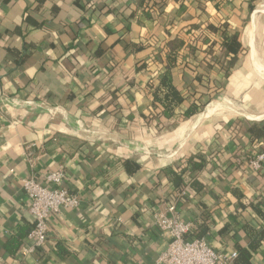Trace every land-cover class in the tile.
Returning a JSON list of instances; mask_svg holds the SVG:
<instances>
[{
	"label": "crops",
	"instance_id": "1",
	"mask_svg": "<svg viewBox=\"0 0 264 264\" xmlns=\"http://www.w3.org/2000/svg\"><path fill=\"white\" fill-rule=\"evenodd\" d=\"M165 2L146 26L137 0H0V264H154L168 243L154 215L170 203L192 225L207 215L204 238L227 255L249 242L245 226L264 229L251 208L258 201L264 212V164L254 171L236 165L254 144L235 123L264 121V77L256 68L264 70V0ZM221 19L239 32L246 53L207 104L214 109L206 105L189 119L149 117L146 78L165 64L161 40L178 31L185 40L178 77L194 60L187 46L193 25ZM132 41L158 52L134 53ZM197 152L205 155L194 173L203 191L165 187L161 170ZM59 168L62 187L80 206L50 214L42 247L5 253L7 238L34 222L22 179L42 180ZM253 263L264 264V240Z\"/></svg>",
	"mask_w": 264,
	"mask_h": 264
},
{
	"label": "trees",
	"instance_id": "2",
	"mask_svg": "<svg viewBox=\"0 0 264 264\" xmlns=\"http://www.w3.org/2000/svg\"><path fill=\"white\" fill-rule=\"evenodd\" d=\"M216 6H220L227 0H214ZM142 7V12L138 14V21L146 26L152 25L151 12L154 9L163 13L165 0H137ZM250 4L249 10L253 9ZM193 33L190 35L188 48L193 50V61H186L182 66L180 76H176L178 70L177 61L180 49L184 46L185 40L179 37V31L173 37L162 39L161 47L165 49V64L158 66L154 71H148L146 86L150 92L152 106L148 111L151 118L172 119L181 117L189 119L196 113L201 112L205 106L214 100L215 96L223 90V80L227 78L233 68L237 66L240 56L246 53V48L239 39V32L235 31L228 20H212L202 26L194 24ZM131 50L146 51L152 55L158 49L150 44L131 42ZM208 58L209 60H206ZM101 110L97 113L99 115ZM242 124L245 128L247 140L254 144V151L243 152L236 155V165L243 168L257 152L264 153V121L250 123L246 120H238L235 123ZM205 155L197 152L195 156H188L178 161L173 166L161 170L166 185L178 192L188 188L193 193H201L204 186L194 176V173L205 167ZM264 164V163H263ZM238 199L249 196L245 192L235 191ZM248 205H252V200H248ZM264 222V212L260 210L259 203L251 207ZM34 225V224H33ZM31 227H19L17 231L3 245V251L7 254L15 255L29 241L27 239ZM210 222L207 215H203L191 226L188 239H199L204 237L209 231ZM249 234V242L245 246L235 245L236 257L232 264H254L253 257L256 250L262 245L264 240V229L246 227ZM58 255L59 247L57 248ZM62 255V253H61Z\"/></svg>",
	"mask_w": 264,
	"mask_h": 264
},
{
	"label": "built area",
	"instance_id": "3",
	"mask_svg": "<svg viewBox=\"0 0 264 264\" xmlns=\"http://www.w3.org/2000/svg\"><path fill=\"white\" fill-rule=\"evenodd\" d=\"M263 163L264 153L257 152L249 160L248 165L254 171ZM64 174V170L59 168L47 170L42 180L34 174L22 179V189L29 198L28 211L34 219V225L27 236L29 243L20 250L23 256L45 244L52 212L57 213L64 208H77L81 204L77 194L70 193L62 187ZM179 193L183 194V191ZM154 225L159 232L168 237L166 248L154 264H229L236 257L235 252L227 255L212 249L204 237L188 239L192 224L180 217L174 203L167 204L156 212Z\"/></svg>",
	"mask_w": 264,
	"mask_h": 264
},
{
	"label": "bare ground",
	"instance_id": "4",
	"mask_svg": "<svg viewBox=\"0 0 264 264\" xmlns=\"http://www.w3.org/2000/svg\"><path fill=\"white\" fill-rule=\"evenodd\" d=\"M259 12V11H258ZM258 14V13H257ZM249 25H250V23H249ZM252 27V26H251ZM247 30H248V27L246 28ZM251 29V28H250ZM251 32V31H250ZM253 35V34H252ZM255 42V41H254ZM255 44V43H254ZM250 52V51H249ZM253 67V66H252ZM250 68V67H249ZM254 68V67H253ZM256 68H257V70L260 72V74H261V76H263L264 77V70L263 69H261V67L260 66H256ZM228 101V100H227ZM211 105V104H210ZM217 105V104H216ZM208 106V105H207ZM214 106V105H213ZM209 107V106H208ZM223 107V106H222ZM210 108V107H209ZM208 108V109H209ZM216 108V107H215ZM207 109V110H208ZM214 108H210L209 109V112H211L212 110H213ZM206 110V111H207ZM248 114V113H247ZM200 116V115H199ZM250 116V115H249ZM199 118V117H198ZM250 118H252L251 116H250ZM203 120V119H202ZM193 124V123H192ZM198 124H199V122H198ZM195 125V124H194ZM193 125V126H194Z\"/></svg>",
	"mask_w": 264,
	"mask_h": 264
},
{
	"label": "rangeland",
	"instance_id": "5",
	"mask_svg": "<svg viewBox=\"0 0 264 264\" xmlns=\"http://www.w3.org/2000/svg\"><path fill=\"white\" fill-rule=\"evenodd\" d=\"M237 105H238V104H236V103L233 102V106H232V105H229V106H230L232 109L234 108V110L240 112L242 116H244V115L249 116V115L247 114V112L243 110V108H239V107H237ZM249 117H250V116H249Z\"/></svg>",
	"mask_w": 264,
	"mask_h": 264
}]
</instances>
